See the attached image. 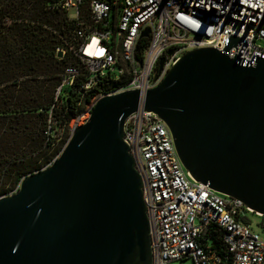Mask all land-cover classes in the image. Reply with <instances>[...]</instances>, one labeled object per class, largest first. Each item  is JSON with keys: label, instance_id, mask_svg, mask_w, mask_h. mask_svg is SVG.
Listing matches in <instances>:
<instances>
[{"label": "water", "instance_id": "water-1", "mask_svg": "<svg viewBox=\"0 0 264 264\" xmlns=\"http://www.w3.org/2000/svg\"><path fill=\"white\" fill-rule=\"evenodd\" d=\"M140 107L168 125L195 180L264 216V60L243 66L201 48L144 96L98 99L55 162L0 198V264H153L143 182L123 140Z\"/></svg>", "mask_w": 264, "mask_h": 264}, {"label": "built area", "instance_id": "built-area-1", "mask_svg": "<svg viewBox=\"0 0 264 264\" xmlns=\"http://www.w3.org/2000/svg\"><path fill=\"white\" fill-rule=\"evenodd\" d=\"M46 9L64 16L61 29H50L56 57L79 62L64 68L56 95L76 83L84 94L97 90L70 121L68 140L98 99L130 90L144 96L189 51L214 48L243 66L264 60V0H48ZM45 133L57 137L51 127ZM123 140L143 182L153 264H264V238L245 216L252 209L195 180L161 118L140 107L127 118Z\"/></svg>", "mask_w": 264, "mask_h": 264}, {"label": "trees", "instance_id": "trees-1", "mask_svg": "<svg viewBox=\"0 0 264 264\" xmlns=\"http://www.w3.org/2000/svg\"><path fill=\"white\" fill-rule=\"evenodd\" d=\"M47 3L0 0V196L48 164L59 147L45 132L62 128L67 138L70 121L97 92L84 94L76 83L69 98L64 88L56 95L64 68L79 62L56 57L59 42L50 29H61L64 16ZM212 242L224 249L218 237Z\"/></svg>", "mask_w": 264, "mask_h": 264}, {"label": "rangeland", "instance_id": "rangeland-1", "mask_svg": "<svg viewBox=\"0 0 264 264\" xmlns=\"http://www.w3.org/2000/svg\"><path fill=\"white\" fill-rule=\"evenodd\" d=\"M70 14H71V16H75V9H73V8L70 9ZM263 44H264V42H263ZM46 86H47V84H45V87ZM45 87H43L42 89L45 90ZM64 89L67 91V94H66L67 98H69L71 96L72 86H65ZM56 91H57V88H56ZM47 92L50 94V96H54L56 93V92L54 93V88H51V87L48 88ZM33 120H34V122L31 123L32 126L36 122L35 119H33ZM32 132L34 133V131H32ZM55 140H56V146L59 147V151L53 156V158L48 162V164L51 163L58 156V154L63 150L64 146L67 143L68 137L66 138V134L64 133L62 128L57 131V137L55 138ZM18 184L19 183H17L15 186H13L11 189H9L6 193H10L11 191H13L18 186ZM6 193H2V194H6ZM245 216L250 221L253 230L260 233V235L264 238V216L256 215L253 212H245ZM166 264H196V263L192 258H185V259L171 261V262H168Z\"/></svg>", "mask_w": 264, "mask_h": 264}]
</instances>
